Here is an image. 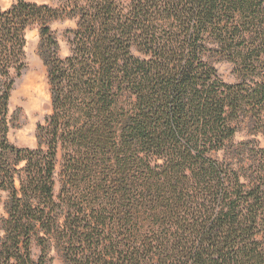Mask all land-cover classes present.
I'll list each match as a JSON object with an SVG mask.
<instances>
[{"label":"trees","instance_id":"trees-1","mask_svg":"<svg viewBox=\"0 0 264 264\" xmlns=\"http://www.w3.org/2000/svg\"><path fill=\"white\" fill-rule=\"evenodd\" d=\"M33 27L51 113L23 148L7 114ZM241 124L264 134V0L0 6V264H264V148Z\"/></svg>","mask_w":264,"mask_h":264},{"label":"rangeland","instance_id":"rangeland-1","mask_svg":"<svg viewBox=\"0 0 264 264\" xmlns=\"http://www.w3.org/2000/svg\"><path fill=\"white\" fill-rule=\"evenodd\" d=\"M38 4H46L51 7H58L65 0H25ZM15 0H0V6L9 8ZM51 29L59 43V55L65 57L69 54L70 39L72 37L69 30L75 28L76 20L57 19L50 21ZM25 45L26 67L13 86L8 105V133L7 138L10 143L18 147L34 148L37 145L36 128L43 124L51 113V98L49 84L47 80V68L39 53V29L33 27L27 32ZM135 55H139L133 49ZM215 64L220 77L226 82H234L235 74L232 72L233 66L227 62L211 58ZM37 88V89H36ZM253 140L260 148H264V134L253 132L250 127L241 124L236 132L233 141L235 143ZM58 166L56 172L58 171ZM54 193H59V176H55ZM7 193L0 190V218L6 216L5 203ZM32 258L37 260L40 255V248L34 244L32 246ZM48 264H63L59 253L52 246L48 254Z\"/></svg>","mask_w":264,"mask_h":264},{"label":"bare ground","instance_id":"bare-ground-1","mask_svg":"<svg viewBox=\"0 0 264 264\" xmlns=\"http://www.w3.org/2000/svg\"><path fill=\"white\" fill-rule=\"evenodd\" d=\"M37 89V88H36Z\"/></svg>","mask_w":264,"mask_h":264}]
</instances>
